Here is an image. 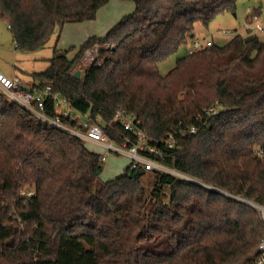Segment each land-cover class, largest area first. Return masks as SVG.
<instances>
[{
	"label": "trees",
	"instance_id": "obj_1",
	"mask_svg": "<svg viewBox=\"0 0 264 264\" xmlns=\"http://www.w3.org/2000/svg\"><path fill=\"white\" fill-rule=\"evenodd\" d=\"M109 1L0 0V11L16 48L32 52L65 24L94 20ZM133 1L134 12L89 36L73 56L55 46L49 67L31 74L33 86H51L80 111L108 121L118 111L135 114L163 149L157 158L196 181L132 162L103 180L105 161L87 142L0 94V264H258L262 258L264 220L239 198L264 204V157L255 153L264 147V39L253 31L236 34L179 58L163 75L161 62L188 42L195 24L235 12L238 0ZM255 1L250 23L262 12L263 0ZM111 41L116 47L108 50ZM96 44L98 57L82 65ZM77 70L84 75L76 78ZM212 106L218 111L206 115ZM115 127L106 129L120 141L119 133L128 132ZM171 133L173 147L164 143Z\"/></svg>",
	"mask_w": 264,
	"mask_h": 264
},
{
	"label": "built area",
	"instance_id": "obj_2",
	"mask_svg": "<svg viewBox=\"0 0 264 264\" xmlns=\"http://www.w3.org/2000/svg\"><path fill=\"white\" fill-rule=\"evenodd\" d=\"M254 9L250 8L249 12L252 13ZM252 23L257 31L264 32V20L260 16H255ZM232 34L236 35L234 32ZM213 43V41L209 40L206 45H203L195 41L192 44V48L189 49V54L194 53L204 46H210ZM91 49L93 47L86 50L85 54ZM94 59L95 57H93ZM0 94L10 103L19 105L26 113L34 115L50 126L69 132L83 139L85 142H91L96 146L102 147L106 151L105 154L100 153L104 161L106 160V153L109 152L126 154L131 158L133 166L143 165L147 171H163L181 175L180 172L167 166L162 160L157 158L163 157L164 151L158 144L151 143V137L141 126V120L135 114L118 111L114 118L108 121L101 114L93 115L90 111H80L74 106L69 97L59 91L53 90L51 86L34 87L32 85H26L20 75L8 76L1 70ZM49 105L52 107L53 114L48 113L47 109ZM217 111L218 107L212 106L206 109L204 113L211 115ZM67 117L73 120H79L80 126L74 127L67 124L64 121ZM197 119L201 120V116H198ZM117 123L128 132L124 134L119 133L121 135L120 141L111 136L106 129L107 127H112L117 131V127H115ZM196 131V126L190 128V132ZM164 143L169 147L175 146L177 144L175 134H169ZM255 153L260 157H264V147H257ZM204 185L225 192L210 185ZM239 199L249 202L257 208L264 220V204L251 202L242 198ZM260 251L262 252V258L258 264L264 260V237L260 244Z\"/></svg>",
	"mask_w": 264,
	"mask_h": 264
},
{
	"label": "rangeland",
	"instance_id": "obj_3",
	"mask_svg": "<svg viewBox=\"0 0 264 264\" xmlns=\"http://www.w3.org/2000/svg\"><path fill=\"white\" fill-rule=\"evenodd\" d=\"M257 5L258 2L255 0H238L235 12L228 11L219 14L208 25L201 22L196 23L192 33L194 36L190 37L188 42L181 45L177 53L161 62V73L163 75L167 74L176 65L179 58L189 53V49L192 48V44L195 41L203 45H206L209 40L213 41L214 44H221L231 39L234 36L233 32L236 34H246V28L250 23L248 20L250 8ZM135 8L136 3L133 0H110L99 9L97 17L94 20L71 22L65 24L60 29L58 28L51 37L52 39L49 41L48 46L53 45L62 50H71L70 55L73 56L89 36L105 34L124 16L134 12ZM260 16L264 20V6H262ZM261 37L264 38V33L261 34ZM115 47V41H111L105 45V48L108 50H112ZM98 49V44L93 46V49L83 56L82 65H88L92 62L93 57H98ZM52 54L53 52L49 56L39 57V54L34 53V51L24 52L17 49L9 22L0 11V70L8 76H14L15 74L22 73L21 70H24L23 68L27 66L42 68L47 65L48 58H51ZM102 61L103 59L100 58L99 62ZM83 75L84 71L81 72V76ZM87 147L98 153L105 154L106 152L102 147L96 146L91 142H87ZM130 164L131 158L126 154L106 153L101 178L103 180L113 179L123 174ZM177 176L196 181V179L184 174Z\"/></svg>",
	"mask_w": 264,
	"mask_h": 264
},
{
	"label": "crops",
	"instance_id": "obj_4",
	"mask_svg": "<svg viewBox=\"0 0 264 264\" xmlns=\"http://www.w3.org/2000/svg\"><path fill=\"white\" fill-rule=\"evenodd\" d=\"M261 6H264V0L262 1V4H261ZM257 6H253V7H251V8H256ZM261 17V16H260ZM249 26L246 28V33L247 32H254L255 34H257V35H259L260 37H261V34L262 33H264V32H259V31H257V29L254 27V25H253V23H249L248 24ZM249 29H252L251 31H249ZM56 32V31H55ZM55 34V33H54ZM53 36V35H52ZM262 38V37H261ZM52 39V38H51ZM51 39L49 40V41H51ZM262 39H264V38H262ZM15 43V42H14ZM49 43V42H48ZM48 43L45 45V46H43L42 48H40V49H38V50H36V51H34V53H38L39 55V57H43V56H49V55H51V52H53V50H54V47L55 46H53V45H50V46H48ZM224 43H226V42H224ZM224 43H221V44H224ZM16 46V45H15ZM48 60H49V58H48ZM49 67V61H48V63H47V65L46 66H44V67H42V68H34V67H32V66H30V67H25V68H23L24 70H21V72L22 73H20V74H18V75H20L21 76V78H22V80H23V82L26 84V85H32L33 86V78H32V76H31V74H33V73H36V72H42V71H45L47 68ZM2 71V70H1ZM3 72V71H2Z\"/></svg>",
	"mask_w": 264,
	"mask_h": 264
},
{
	"label": "water",
	"instance_id": "obj_5",
	"mask_svg": "<svg viewBox=\"0 0 264 264\" xmlns=\"http://www.w3.org/2000/svg\"><path fill=\"white\" fill-rule=\"evenodd\" d=\"M260 3L262 4V1H260ZM252 29H249V31H251ZM194 36V34H192L191 35V37H193ZM80 75H81V71L80 70H77L76 72H75V74H74V76L76 77V78H78V77H80ZM216 190V189H215ZM218 191V190H217ZM259 264H264V260L262 261V262H260Z\"/></svg>",
	"mask_w": 264,
	"mask_h": 264
}]
</instances>
